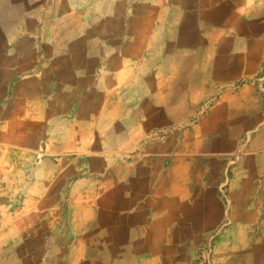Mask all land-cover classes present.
I'll return each instance as SVG.
<instances>
[{"label":"crops","instance_id":"1","mask_svg":"<svg viewBox=\"0 0 264 264\" xmlns=\"http://www.w3.org/2000/svg\"><path fill=\"white\" fill-rule=\"evenodd\" d=\"M117 2L119 42L149 48L89 136L116 142L33 163L0 132V264H264V0ZM70 3L0 0V45Z\"/></svg>","mask_w":264,"mask_h":264},{"label":"rangeland","instance_id":"2","mask_svg":"<svg viewBox=\"0 0 264 264\" xmlns=\"http://www.w3.org/2000/svg\"><path fill=\"white\" fill-rule=\"evenodd\" d=\"M116 3L44 6L28 13L26 40L0 45V64L16 73L0 76L10 84L9 91L0 85V132L10 133L13 144L27 143L29 162L49 158L55 148L114 146L116 140L89 136L119 127V64L131 67L138 57L144 63L149 48L125 42L127 36L119 42ZM84 175L77 171L76 181Z\"/></svg>","mask_w":264,"mask_h":264}]
</instances>
